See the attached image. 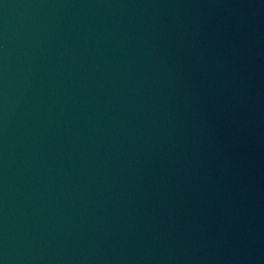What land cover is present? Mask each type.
I'll return each instance as SVG.
<instances>
[{
    "label": "water",
    "instance_id": "water-1",
    "mask_svg": "<svg viewBox=\"0 0 264 264\" xmlns=\"http://www.w3.org/2000/svg\"><path fill=\"white\" fill-rule=\"evenodd\" d=\"M0 264H264V0H0Z\"/></svg>",
    "mask_w": 264,
    "mask_h": 264
}]
</instances>
